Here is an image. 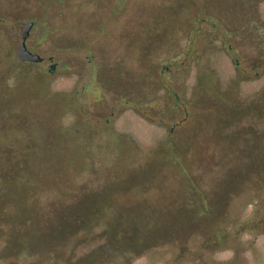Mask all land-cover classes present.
Returning a JSON list of instances; mask_svg holds the SVG:
<instances>
[{"label":"rangeland","instance_id":"rangeland-1","mask_svg":"<svg viewBox=\"0 0 264 264\" xmlns=\"http://www.w3.org/2000/svg\"><path fill=\"white\" fill-rule=\"evenodd\" d=\"M202 1L0 0V264H121L107 259L111 220L122 245L127 213L197 217L225 173L264 160V43L250 42L264 40V2L239 36L192 18ZM28 22L32 66L14 56ZM256 188L227 200L226 244L254 246L240 264H264ZM165 243L127 264L172 258ZM220 248L208 264L232 258Z\"/></svg>","mask_w":264,"mask_h":264},{"label":"trees","instance_id":"trees-1","mask_svg":"<svg viewBox=\"0 0 264 264\" xmlns=\"http://www.w3.org/2000/svg\"><path fill=\"white\" fill-rule=\"evenodd\" d=\"M260 2H264V0H203L202 4L193 12L192 18H196L200 14L202 20L200 19L199 22H204L210 28H215L217 24L221 28L233 30L239 36L242 34L246 35L244 30L248 29L251 31V34H254L260 27L259 19H256V8ZM218 14H221V17ZM249 23L252 24L250 27H248ZM262 38L257 34V36L255 35V37L250 38V42L259 45L260 43H264ZM29 65L32 66L33 64ZM93 72L92 76L97 82L106 84L107 87L116 88L118 91L120 90L121 87L117 86V80L112 74L107 75L106 78L99 68L93 69ZM48 74L49 71L45 72L44 76ZM8 109L5 103L0 102L1 114L8 113ZM246 181H253L258 192L264 194V160H251L250 164H243L238 170L225 173L218 185L219 195L209 201L207 204L208 209H204L200 212V215L197 214V217L194 215L190 217L184 211H176L167 216L163 215V217L161 216V220L156 221L154 220L155 216L148 213L141 215L136 212L127 213L123 217L125 231L122 235L124 238L122 245H119L118 241L113 242L114 239H112L110 231L114 229V223L111 220L107 224L109 227L107 233V259L116 256L119 258L121 264H127L129 256L143 255L150 249L160 244L164 245L166 242L165 245L167 244L168 250L174 256L164 260L161 264L188 263L192 260L191 258H187L186 249L188 246L186 239L192 231L197 230V232L201 233L202 238L194 246L193 251L197 253L198 258L195 264H205L206 262L208 264V258L206 257L208 254L206 253L214 251L220 245V249L232 252V258L220 264H240L242 262L241 254L244 251L253 252L254 246L250 240H239L234 248L226 244V240L232 229H227V226L230 224L227 222L225 213H227L226 206L229 205L227 204V200L228 198H232L233 196L231 195L234 194V192L231 193L233 187L240 186ZM253 199V202H250L249 205L254 208L256 204ZM262 200L264 201V195L261 199L259 196V199L257 198L256 200L259 201V204L261 203V211L264 210V202ZM212 203L214 205H211ZM261 217L264 220V216ZM263 220L262 222H264ZM116 221H118V218L114 219L115 223ZM231 222L235 223L237 220L234 219ZM202 223H205L204 227ZM215 238L217 239L216 242L213 241ZM173 239L177 240L173 241ZM170 241L172 242L170 243Z\"/></svg>","mask_w":264,"mask_h":264},{"label":"water","instance_id":"water-1","mask_svg":"<svg viewBox=\"0 0 264 264\" xmlns=\"http://www.w3.org/2000/svg\"><path fill=\"white\" fill-rule=\"evenodd\" d=\"M32 23L28 22L24 25L22 33L17 41L14 56L19 63L38 64L41 62V58L36 54H32L27 51L25 47V40L28 37Z\"/></svg>","mask_w":264,"mask_h":264},{"label":"flooded vegetation","instance_id":"flooded-vegetation-1","mask_svg":"<svg viewBox=\"0 0 264 264\" xmlns=\"http://www.w3.org/2000/svg\"><path fill=\"white\" fill-rule=\"evenodd\" d=\"M25 47H26V46H25ZM26 49H27V48H26ZM27 51H29V50L27 49ZM29 52H30V51H29ZM30 53H31V52H30ZM41 62H42V60H41ZM41 62H40V63H41ZM47 70H50V68L48 67V69H47Z\"/></svg>","mask_w":264,"mask_h":264}]
</instances>
